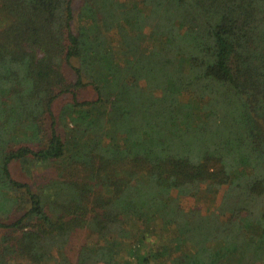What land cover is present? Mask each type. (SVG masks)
I'll use <instances>...</instances> for the list:
<instances>
[{
    "label": "trees",
    "instance_id": "16d2710c",
    "mask_svg": "<svg viewBox=\"0 0 264 264\" xmlns=\"http://www.w3.org/2000/svg\"><path fill=\"white\" fill-rule=\"evenodd\" d=\"M236 220L264 234V0H0V264H185Z\"/></svg>",
    "mask_w": 264,
    "mask_h": 264
},
{
    "label": "rangeland",
    "instance_id": "374dc122",
    "mask_svg": "<svg viewBox=\"0 0 264 264\" xmlns=\"http://www.w3.org/2000/svg\"><path fill=\"white\" fill-rule=\"evenodd\" d=\"M197 201L208 209L216 204L214 198L205 195ZM251 221L236 220L228 224L212 223L195 227L190 231V243L184 245L187 247L184 263L264 264V234L259 231V222ZM225 225L229 226L228 231L222 230ZM179 243L183 244L181 241Z\"/></svg>",
    "mask_w": 264,
    "mask_h": 264
}]
</instances>
